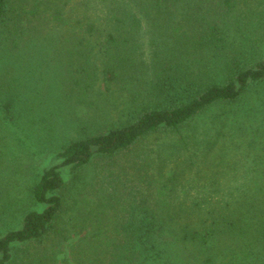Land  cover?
I'll return each mask as SVG.
<instances>
[{"label": "trees", "instance_id": "trees-1", "mask_svg": "<svg viewBox=\"0 0 264 264\" xmlns=\"http://www.w3.org/2000/svg\"><path fill=\"white\" fill-rule=\"evenodd\" d=\"M262 105L264 0H0V264H264Z\"/></svg>", "mask_w": 264, "mask_h": 264}, {"label": "rangeland", "instance_id": "rangeland-1", "mask_svg": "<svg viewBox=\"0 0 264 264\" xmlns=\"http://www.w3.org/2000/svg\"><path fill=\"white\" fill-rule=\"evenodd\" d=\"M257 18H258L257 15L252 16V22L254 23L253 25H255V26L252 27L251 36L252 37L258 36L259 38H261L260 34L262 35V33L259 32L258 28H255L258 25ZM258 20H259V18H258ZM259 110H260V113L263 112L264 111V105L260 106L258 108V111ZM208 115H209V112H207L206 115H204L205 117L203 116L201 119H204V118L207 119ZM201 119H197L198 121H192V123L189 124L190 127H192L193 125H196V123H198L199 121L202 122ZM248 134H249L248 138L251 137V135L254 136L253 132H249ZM0 135H1V133H0ZM3 143L8 144L9 142L5 143L4 141L2 142L0 140V148L3 147V145H4ZM10 151L11 150H6V151L1 152V150H0V159H1L0 165L3 162L4 163L9 162V165L7 167H3V165H1V167H0V201H2V200L7 201L10 199V201L14 202V201H17L18 198H20V199H22V206H24V207H26L28 205L31 206L30 204H28V201L26 200L27 198H25V196L23 195V193L25 192V184H27V180L30 179V177L34 173L33 170H34L35 166L40 167V165L46 164L50 160V159H48V158H50V153L46 152V153H43L42 155H35V156H29L28 155V156H26V158H27L26 160H25V157H21L23 159L22 160V159H20V157L17 154L11 155L9 153ZM22 151L26 152L28 150L23 149ZM258 152L263 153L264 150H259ZM22 156H24V155H22ZM13 162H15L17 164L20 163L21 165L18 167L16 165H14ZM0 212H1V208H0Z\"/></svg>", "mask_w": 264, "mask_h": 264}]
</instances>
